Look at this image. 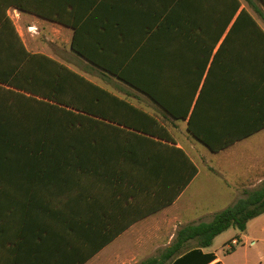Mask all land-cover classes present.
<instances>
[{
  "label": "trees",
  "instance_id": "1",
  "mask_svg": "<svg viewBox=\"0 0 264 264\" xmlns=\"http://www.w3.org/2000/svg\"><path fill=\"white\" fill-rule=\"evenodd\" d=\"M247 6L264 19V0H0V264H22L38 212L52 206L38 199L41 190L57 193L91 171L81 151L91 149L94 123L171 140L153 115L30 51L7 10L70 28L74 53L186 120L217 152L264 127V28ZM140 116L156 129L146 130ZM263 212L264 184L184 230L205 247Z\"/></svg>",
  "mask_w": 264,
  "mask_h": 264
},
{
  "label": "crops",
  "instance_id": "2",
  "mask_svg": "<svg viewBox=\"0 0 264 264\" xmlns=\"http://www.w3.org/2000/svg\"><path fill=\"white\" fill-rule=\"evenodd\" d=\"M10 11L32 15L10 7L9 16ZM46 21L70 31L71 38L70 28ZM23 33L30 37L26 27ZM90 68L101 77L94 82L153 115L171 140L107 120L108 126L94 123L91 149L81 151V156H91V171L76 173L75 183L57 193L41 190L38 199L51 203L48 209L58 214L46 207L38 212L26 253L19 256L22 264H264V212L222 249L212 243L200 247L184 230L210 222L247 191L263 186L264 127L213 152L187 131L186 120L181 124L144 94L128 85L110 84L113 76ZM104 107L111 110L113 104ZM131 113L139 115L134 110L122 115ZM140 125L156 129L144 117Z\"/></svg>",
  "mask_w": 264,
  "mask_h": 264
},
{
  "label": "rangeland",
  "instance_id": "3",
  "mask_svg": "<svg viewBox=\"0 0 264 264\" xmlns=\"http://www.w3.org/2000/svg\"><path fill=\"white\" fill-rule=\"evenodd\" d=\"M247 7L264 28V19L259 16L254 10H252V8H250L249 6ZM9 14L28 48L37 47L39 50L52 55L59 61L71 66L73 69L85 73L88 78L100 82L99 79L101 77L98 72L90 68V66L92 65L70 49V31L64 28H60L58 25L46 20H42L34 15H15L13 11H10ZM23 27H26L30 32V37H27L23 33ZM109 83L126 85L124 82L115 77H113V79H111ZM179 121L181 122V124H183L184 122L181 119ZM199 146H202V144L199 143ZM237 232L238 230L236 228L229 227L227 230L218 234L213 239L212 247L218 249L224 248L226 246V242ZM240 246L241 244L238 243L236 245V248Z\"/></svg>",
  "mask_w": 264,
  "mask_h": 264
},
{
  "label": "built area",
  "instance_id": "4",
  "mask_svg": "<svg viewBox=\"0 0 264 264\" xmlns=\"http://www.w3.org/2000/svg\"><path fill=\"white\" fill-rule=\"evenodd\" d=\"M237 241L236 240H232V243H236Z\"/></svg>",
  "mask_w": 264,
  "mask_h": 264
}]
</instances>
